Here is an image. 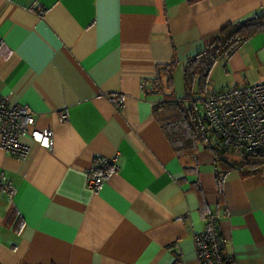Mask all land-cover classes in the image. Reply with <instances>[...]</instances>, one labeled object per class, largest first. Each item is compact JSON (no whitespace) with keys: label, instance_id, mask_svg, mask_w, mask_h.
Masks as SVG:
<instances>
[{"label":"crops","instance_id":"obj_1","mask_svg":"<svg viewBox=\"0 0 264 264\" xmlns=\"http://www.w3.org/2000/svg\"><path fill=\"white\" fill-rule=\"evenodd\" d=\"M257 15L264 0H0V98L54 134L24 158L0 147V264H200L208 214L234 264H264V170L230 169L218 188L211 154L179 156L144 88L174 58L179 100L186 61ZM263 80L261 30L209 87ZM101 157L111 174L93 189Z\"/></svg>","mask_w":264,"mask_h":264},{"label":"built area","instance_id":"obj_2","mask_svg":"<svg viewBox=\"0 0 264 264\" xmlns=\"http://www.w3.org/2000/svg\"><path fill=\"white\" fill-rule=\"evenodd\" d=\"M111 101L118 102V97ZM203 112L209 127L220 137L224 146L234 154L242 149L264 150V80L256 84H231L219 90H210L203 97ZM65 117V116H64ZM37 116L24 106H8L0 98V146L13 155L27 157L33 144L51 150L53 130L36 127ZM27 135L29 143L22 140ZM96 171H89L87 184L98 187L111 174L112 159H97ZM1 188L12 193L9 184ZM195 239L196 255L200 264H234L225 249L218 228V219L208 214L203 229Z\"/></svg>","mask_w":264,"mask_h":264},{"label":"trees","instance_id":"obj_3","mask_svg":"<svg viewBox=\"0 0 264 264\" xmlns=\"http://www.w3.org/2000/svg\"><path fill=\"white\" fill-rule=\"evenodd\" d=\"M261 30H264L262 15L222 28L205 50L186 61L182 71L185 95L179 100L172 92L176 67L174 58L167 64L158 65L156 76L144 83L147 92L161 97L154 105V111L175 152L187 157L196 155L200 148L207 149L215 166L218 188L219 181L230 169H238L243 174L264 170V150L242 149L234 154L209 127L203 112V97L210 90V72L217 59L230 56L242 42ZM197 184L194 182L192 185L196 190L200 187Z\"/></svg>","mask_w":264,"mask_h":264},{"label":"rangeland","instance_id":"obj_4","mask_svg":"<svg viewBox=\"0 0 264 264\" xmlns=\"http://www.w3.org/2000/svg\"><path fill=\"white\" fill-rule=\"evenodd\" d=\"M174 75H175V72H174ZM173 84H175V77H174V79H173ZM174 91H175V89H174ZM177 91L179 92V88L177 89ZM178 95H179V96H184V95H185L184 88H182L181 93H178ZM198 106H201V104L198 103ZM200 108H201V107H199V109H200Z\"/></svg>","mask_w":264,"mask_h":264},{"label":"flooded vegetation","instance_id":"obj_5","mask_svg":"<svg viewBox=\"0 0 264 264\" xmlns=\"http://www.w3.org/2000/svg\"><path fill=\"white\" fill-rule=\"evenodd\" d=\"M1 147V146H0Z\"/></svg>","mask_w":264,"mask_h":264}]
</instances>
